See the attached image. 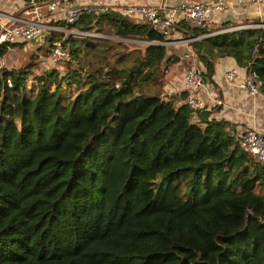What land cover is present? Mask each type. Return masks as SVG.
<instances>
[{
    "label": "trees",
    "instance_id": "1",
    "mask_svg": "<svg viewBox=\"0 0 264 264\" xmlns=\"http://www.w3.org/2000/svg\"><path fill=\"white\" fill-rule=\"evenodd\" d=\"M60 22L166 39L114 9ZM180 24L186 36L209 32ZM61 38L47 35L50 52ZM83 38L89 70L72 65L83 45L69 35V71L60 79L46 71L35 95L28 69L0 74V264H264V162L228 121L185 103V90L165 96L167 70L181 57L148 45L111 61L116 45ZM191 46L206 79L232 57L253 70L264 95V26ZM64 81L79 87L74 97Z\"/></svg>",
    "mask_w": 264,
    "mask_h": 264
},
{
    "label": "built area",
    "instance_id": "2",
    "mask_svg": "<svg viewBox=\"0 0 264 264\" xmlns=\"http://www.w3.org/2000/svg\"><path fill=\"white\" fill-rule=\"evenodd\" d=\"M25 10L23 16H16L3 9H0V47L5 53L0 54V74L5 66L7 52L14 49V44L23 41L30 43L41 40L42 35L50 33L69 32L74 37H90L91 39H103L107 36L97 30L83 31L74 26L62 27L54 24L51 17L60 14L62 20L68 25H74L79 19L87 14H103L112 10L111 6L105 3H69L68 0H24ZM252 2L257 6L264 4V0H174L162 2L157 5L134 4L126 5L120 11L128 16H133L136 20L150 23L154 28L164 34L166 39L163 41L151 40L148 38H132L131 40L148 45H180L189 46L185 52L184 58L192 60L184 70L181 76L183 90L187 92L184 100L192 109H207V101L200 96V92L205 88L206 77L205 68L200 64L191 43L211 35L233 31L237 28L222 27L218 31H212L210 28V17L215 13H226L233 5H239ZM46 8L47 12L43 11ZM49 13V14H47ZM49 15H52L50 18ZM53 19V18H52ZM186 20L192 27H197L205 32L198 36H185L171 38L172 31L176 24ZM254 26H264V23ZM67 36L55 42L48 62L59 65L66 62L71 57V50L66 46L64 40ZM131 38V37H126ZM225 78L228 83L236 86L246 92L250 97L257 98L261 94L259 81L250 67L243 70L230 68L226 71ZM9 87H13L11 77L7 79ZM222 103V101H219ZM197 119L196 113L193 115ZM237 136L243 148L251 156L260 162H264V133L261 132L256 124L241 128L237 131Z\"/></svg>",
    "mask_w": 264,
    "mask_h": 264
},
{
    "label": "crops",
    "instance_id": "3",
    "mask_svg": "<svg viewBox=\"0 0 264 264\" xmlns=\"http://www.w3.org/2000/svg\"><path fill=\"white\" fill-rule=\"evenodd\" d=\"M44 1L49 2L51 0ZM166 1L171 3L174 0H68L69 3H105L110 5L112 10L114 9L118 11L126 5H157ZM25 6L26 4L24 0H0V9L15 14L16 16L24 15ZM43 11L47 12V9L44 8ZM52 18L54 24H56V22L58 23V21H63V17L60 14L53 15ZM234 19L258 25L264 23V4L257 6L252 2H247L233 5L226 13L213 14L210 17V26H217L218 23L221 24L225 21H231ZM62 25H64L62 27H67L65 24ZM181 27L182 25L180 24L174 28L171 38L186 36ZM46 37L47 35H45L44 40H41L40 44L45 43ZM30 43L24 45V48L27 46L29 47ZM38 46L40 45L38 44L37 47ZM186 47L188 50L189 46L187 45ZM168 49L170 54L177 53V45L168 46ZM184 60L186 59L181 57L180 61L173 63V65L170 66V69L167 70L170 75L169 78L167 76L168 82L165 83V87L162 88L164 92L166 91L172 95L177 94L178 91L184 89L183 84L180 81L183 72L177 75V69H181L185 66L184 64H186ZM188 61L189 60L187 59V62ZM230 68L244 69L240 67L232 57H225L217 60L212 78L208 77L206 79L205 88L200 92V96L208 103V108L206 110L210 112L209 118H216L217 120L224 119L228 121L231 127L236 131L237 128H244L245 126L247 127L256 124L259 129L264 132V95L261 93L257 98H252L246 92L239 89L236 84L228 83L225 74ZM78 91L79 90L77 89L76 93ZM219 101H222V103H219Z\"/></svg>",
    "mask_w": 264,
    "mask_h": 264
},
{
    "label": "rangeland",
    "instance_id": "4",
    "mask_svg": "<svg viewBox=\"0 0 264 264\" xmlns=\"http://www.w3.org/2000/svg\"><path fill=\"white\" fill-rule=\"evenodd\" d=\"M59 24V26H64L62 23H56ZM216 25V24H215ZM258 24L254 23H247L242 22L240 20L234 19L231 21H225L221 24H217V26H210L212 31H218L222 27H233L237 28L236 30L242 29V28H249V27H259L254 26ZM235 30V29H234ZM105 34L107 37L103 39H92L95 40L97 43L101 41H109L113 43L115 46V54H112L111 61H115L119 57V53H122L124 51H134L135 49H144L145 45L142 43H139L137 41L131 40L132 38H126L116 35L114 32H101ZM55 36L60 37H68L69 32H62V33H56ZM76 39L82 41V51L80 52V64L78 60L72 61V65L76 68L79 67V65H83L86 69L89 70V67L91 63L93 62V57L90 54V47L86 45V42L83 37H75ZM40 45L37 47V45ZM28 45V44H27ZM24 45L14 47L11 51L7 52L6 58H5V66L4 68L8 69H19V68H25L29 71V76L26 80V88L28 94L35 95L39 89L40 86L43 85L44 81H41L39 77H42L46 74V71H52L56 70L59 72L58 79H60L63 75H65L70 68V60L63 62L59 65H54L52 63L48 62V57L50 55V47L48 43H45L43 45L40 44V41H35L33 43L29 44V47L27 46L24 48ZM19 48H22L23 50H19ZM187 51V47L185 45H180L177 47V55L180 57H184L185 52ZM48 62V63H46ZM185 65V64H184ZM202 65V64H201ZM188 66L187 64L185 65ZM184 67L181 69H177V75L182 73L184 70ZM204 68L205 66L202 65ZM30 69V70H29ZM164 69V68H163ZM206 71V68H205ZM168 78L170 73H167ZM61 87L66 91V93L69 95V97H74L77 93V89L79 90V87L77 84H68L66 81H64L61 84ZM51 88H55V82L51 83ZM165 96H170L171 94L168 92H164ZM246 127V126H245ZM244 127V128H245ZM241 130L240 128H237V131Z\"/></svg>",
    "mask_w": 264,
    "mask_h": 264
},
{
    "label": "water",
    "instance_id": "5",
    "mask_svg": "<svg viewBox=\"0 0 264 264\" xmlns=\"http://www.w3.org/2000/svg\"><path fill=\"white\" fill-rule=\"evenodd\" d=\"M44 38H45V35H42L41 36V40H44ZM67 41V39H65V42Z\"/></svg>",
    "mask_w": 264,
    "mask_h": 264
}]
</instances>
